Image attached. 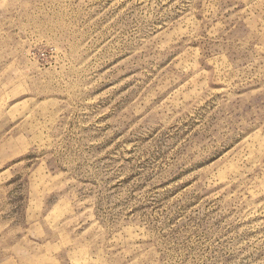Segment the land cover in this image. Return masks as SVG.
I'll return each instance as SVG.
<instances>
[{"label":"rangeland","instance_id":"374dc122","mask_svg":"<svg viewBox=\"0 0 264 264\" xmlns=\"http://www.w3.org/2000/svg\"><path fill=\"white\" fill-rule=\"evenodd\" d=\"M0 264H264V0H0Z\"/></svg>","mask_w":264,"mask_h":264}]
</instances>
